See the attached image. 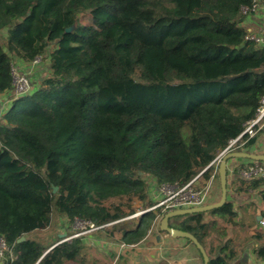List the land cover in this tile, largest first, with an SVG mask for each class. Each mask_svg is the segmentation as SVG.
Instances as JSON below:
<instances>
[{"label": "trees", "instance_id": "1", "mask_svg": "<svg viewBox=\"0 0 264 264\" xmlns=\"http://www.w3.org/2000/svg\"><path fill=\"white\" fill-rule=\"evenodd\" d=\"M256 2L264 6V0H0V94L10 100L0 117V237L13 255L2 264L78 262L81 238L42 245L29 237L47 229L52 216L119 221L97 235L137 244L165 214L157 209L123 220L154 205L147 178L203 189L211 177L218 181L211 163L230 140L239 138L236 152L256 142L242 135L264 97V35L258 41L242 23ZM36 57L46 61L44 77L13 96L11 63ZM245 168L232 171L233 197L256 192L264 203V176L242 179ZM235 219L226 200L168 225L193 235L204 250L209 243L208 264H230L228 241L214 248L211 237L223 236V224ZM253 253L264 263V245Z\"/></svg>", "mask_w": 264, "mask_h": 264}, {"label": "crops", "instance_id": "2", "mask_svg": "<svg viewBox=\"0 0 264 264\" xmlns=\"http://www.w3.org/2000/svg\"><path fill=\"white\" fill-rule=\"evenodd\" d=\"M37 74L34 73L33 75L36 76ZM34 82L31 84L33 85L31 86L32 88L38 85ZM2 96L7 97L6 94H0V97ZM9 101L7 99L5 102V108L9 104ZM5 108L3 106L1 110L4 112ZM257 149H262L261 153H264L262 143L257 141L256 138V142L252 146L244 148L241 151L253 153ZM245 163L246 161L242 159L229 160L227 162V173H232L234 167ZM256 194L249 193L247 194L248 197H244L243 195L233 197L231 201L233 202V208L236 213L235 225L229 226L223 224V227L226 228L225 234L218 237V239L211 237V243L214 248L220 242L228 241L230 249H226L224 253L232 252L230 264H264L257 261L253 253L255 247L264 245L263 235L261 234V230H264L258 223L259 220L264 221V216L261 213L259 214L257 210L264 211V203L260 196ZM148 195L153 200L155 193L152 190L148 192ZM213 198L214 193L210 194L209 199L211 200ZM178 223V221H173L172 225L176 227ZM84 241L82 242L87 243ZM111 244L104 247L94 245L84 247L78 262H70L67 264H201L200 258L191 245L187 244L183 239L171 238L166 233L159 231L158 226L149 229L145 238L137 244L124 247L119 246L122 243ZM209 247V243L206 242L205 250L209 249ZM216 254H220V251L217 250Z\"/></svg>", "mask_w": 264, "mask_h": 264}, {"label": "built area", "instance_id": "3", "mask_svg": "<svg viewBox=\"0 0 264 264\" xmlns=\"http://www.w3.org/2000/svg\"><path fill=\"white\" fill-rule=\"evenodd\" d=\"M251 10L252 11L257 10L256 5H253ZM241 13L246 14L247 9L242 7ZM42 61L43 60L41 57H36L30 62H23L21 64H17L15 62L11 63L10 66V75L12 78L11 94L13 96L20 97L31 91L32 88L29 78L31 75L35 73L36 71L35 67H37L39 63H42ZM23 67L25 69H23ZM263 128H264V97L260 99V105L256 110V115L254 119L249 120L244 124V130L242 132V135L245 134L248 136V138H253ZM238 139L239 138L230 140L225 150L211 164L215 163V165L217 166L221 158V155H223L224 153L236 151L235 148L241 146V143H239ZM245 164H246L245 170L239 173V176L242 179L251 180L264 176V167L262 163L248 162ZM235 168L236 167H234L232 171ZM153 191L155 193V196L153 197L152 200L154 201L153 206L141 210L139 212H136L126 217L123 220L131 219L143 213L155 211L157 209H159L161 213L164 214L176 209H188V208L203 206L206 204L207 201L208 187L197 190L193 186V181H191L185 185H178L175 183L156 185ZM117 222L119 221L106 223L103 225H94L90 221L75 218L71 222H69L70 228L73 229L72 232L66 235L65 237H63L60 240V242L68 241L72 238H81L82 241H84V239L88 240L87 242H89L90 244L92 243L97 247L112 245L111 243L104 240L102 237L98 236L97 233L101 229L111 227ZM258 223L264 230V221L259 220ZM158 225H159V218H157L153 222L150 229L155 228ZM119 246L124 247L129 245H125L122 243ZM7 255L11 259L13 258V255L11 253V248L7 245L6 241L2 237H0V264L3 263Z\"/></svg>", "mask_w": 264, "mask_h": 264}, {"label": "rangeland", "instance_id": "4", "mask_svg": "<svg viewBox=\"0 0 264 264\" xmlns=\"http://www.w3.org/2000/svg\"><path fill=\"white\" fill-rule=\"evenodd\" d=\"M257 10L254 11L253 15H245V19H243V24L245 26L248 27V29L254 33H256L258 36V41H262V37L261 35H264V6H260L258 5V3H255ZM244 14V13H242ZM13 62L17 63V64H21V62L18 59H14ZM45 66V61H42V63H39V65L37 67H35V73L37 74L36 76L31 75L30 76V83L32 84L33 81H35L36 83L38 82V80H41L42 77H44L45 73H43L44 71V67ZM23 69H25L23 67ZM34 76V77H33ZM34 82V83H35ZM33 86V85H31ZM32 88V87H31ZM8 96H2L0 97V117L1 115H3V111L1 110V108H5V102L7 101ZM5 111V110H4ZM257 141H260L264 147V128L262 130H260L257 135ZM255 150V149H254ZM255 152V153H254ZM252 154H264L261 153L262 149H257L256 151H254ZM228 181H227V200H231L233 198L232 194H231V190L229 187V183L230 181H232L233 178V174L228 172ZM146 190L147 193L152 191L155 187L156 184L151 181L150 179H146ZM208 187V194H207V201L206 204H211L212 202H216L219 198V194H220V188H219V181L215 180V179H211L210 183L208 182L206 184V186L204 188ZM214 193V198L213 199H209L210 194ZM256 193V192H253ZM257 195V194H256ZM229 196V197H228ZM244 197H248L247 194H243ZM252 207V206H251ZM259 211V214L261 213L264 216V211H260L259 209H257ZM139 212V211H137ZM138 217V216H136ZM134 217V218H136ZM73 229L70 228L69 226V222L62 217H51V224L50 226L45 229V230H40V231H36L34 233H32L29 237L32 238L33 240H35L36 242L42 244V245H49L51 243H53L54 241H56L58 238L61 237H65L66 235L70 234L72 232ZM261 234L263 235V243H264V231L261 230ZM101 237V236H100ZM88 240H85V242H87ZM91 247L93 246V244L91 243H85V247ZM95 246V245H94Z\"/></svg>", "mask_w": 264, "mask_h": 264}, {"label": "water", "instance_id": "5", "mask_svg": "<svg viewBox=\"0 0 264 264\" xmlns=\"http://www.w3.org/2000/svg\"><path fill=\"white\" fill-rule=\"evenodd\" d=\"M231 159H242V160H249V161H255V162H264V154H252V153H245L242 151L240 152L232 151V152L224 153L223 155H221V158L217 164V175H218L219 188H220V196H219L218 201L211 203V204H205L200 207H194V208H188V209H176V210L169 211L165 213L159 221L158 228L161 232L166 233L167 235H169L171 238H174V239L177 238V239L189 240L192 243V245L196 248V250L199 252V254L201 255L202 264H208V257L206 255L204 248L198 243V241L195 239L193 235L187 232L169 227L168 220L170 218H174L178 216L208 212L210 210L217 209L223 206L227 200V162ZM62 238L63 237L60 236L59 239H62ZM23 239L24 238L21 237L19 241H22ZM54 246H56V244L50 247L47 251H45L43 255L46 252H48L50 249H52Z\"/></svg>", "mask_w": 264, "mask_h": 264}]
</instances>
